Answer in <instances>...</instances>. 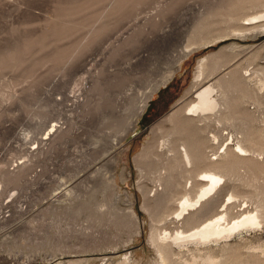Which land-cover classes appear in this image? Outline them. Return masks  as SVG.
Masks as SVG:
<instances>
[{
  "label": "rangeland",
  "instance_id": "374dc122",
  "mask_svg": "<svg viewBox=\"0 0 264 264\" xmlns=\"http://www.w3.org/2000/svg\"><path fill=\"white\" fill-rule=\"evenodd\" d=\"M259 14L264 0H0V262L161 264L153 234L189 233L217 215L235 220L255 213L264 154L246 145L248 154L239 152L235 126L209 123L195 139H211L212 159L227 148L238 151L255 172L247 164L240 176L223 178L183 218L173 214L178 201L158 205L155 192L174 155L162 143L180 148L184 142L177 123L166 118L193 87L199 64L218 58L220 77L237 69L250 87L257 85L264 33L247 36L244 20H235ZM202 42L207 47L180 61L163 86L182 49ZM158 86L135 134L116 147L112 167L107 155L129 132L139 95ZM241 109L257 114L252 104ZM149 146L162 156L139 158ZM195 214L201 216L190 221ZM171 250L178 264L194 258L204 264L209 256L223 264H264V223L219 243L172 244Z\"/></svg>",
  "mask_w": 264,
  "mask_h": 264
},
{
  "label": "bare ground",
  "instance_id": "6f19581e",
  "mask_svg": "<svg viewBox=\"0 0 264 264\" xmlns=\"http://www.w3.org/2000/svg\"><path fill=\"white\" fill-rule=\"evenodd\" d=\"M242 8L243 4L239 6V9ZM242 20H244V23L240 24L242 28L245 29L241 31L247 32V36L256 37L264 33V14L244 17L235 20V22H240ZM260 22H263V24L257 25ZM207 44L202 42L201 44H192L183 48L181 51L182 56L177 66L162 85L166 86L174 79L177 72L180 70V61L187 58L193 52L199 51L202 48L204 49L207 47ZM251 59H255L254 62H256L258 55L253 54ZM223 67L222 62L218 58L213 60L212 65H206L201 62L198 70H196L193 87L187 93L186 98L178 104V108L166 118L167 121L171 123H177L175 125V134L181 136L184 142L180 148H178L176 144L174 145L171 140H166L162 143V148L166 145L167 150L169 152H174V155L169 158V162L162 168L163 170L169 171L170 174L168 176L166 173L164 176L161 174L162 177H160L157 182L155 193H158V195L157 197L155 196V200L158 205L164 207H167L168 204L172 202L178 201V209L173 213L176 218H183L190 210L192 211L199 205H203L204 198L219 188L223 178L228 176H240L241 174L239 173L245 168V165H250L247 167L253 169V171L251 170L252 172H255L254 170H256L255 168L257 167H254V164L250 161L251 159L246 160L242 158L237 154L238 151L247 153V146L254 154H264V68L259 67L256 69L258 82L256 86L250 87L246 83V79L243 75L241 77L238 76L239 70L237 69L228 73L227 76L220 77L221 73L219 72L222 71ZM163 86L156 87L151 93H142L139 95L142 105L139 107L138 112L132 117V124L129 132L123 133L122 137L117 138L112 143V149L107 155L110 157L112 167L116 166L117 162L116 147L126 141L132 133L137 131L141 119L145 117V114L148 112L150 102L154 95L158 92L160 87ZM190 96H192L194 100L188 102ZM248 104L256 106L257 114L249 109H241ZM129 105L130 109L134 106L132 103ZM118 115L120 116V114ZM209 123H214L221 127H226L227 125L235 126L238 151L236 152L227 148L225 153L219 156V160L217 157L216 159H212L209 155L210 152H213L211 150L212 143L210 144L211 139L209 138L208 141L207 138H202V134L207 132ZM56 127L57 125L55 124L52 128L55 130ZM51 133L52 132H49L48 135H51ZM191 133H194V138H192L193 135ZM198 136L202 137L198 140L195 139ZM47 139L48 137H45V139L43 137L42 140ZM216 139L217 136H213L212 140ZM209 149L210 152H208ZM214 155H216V153L213 154V156ZM152 156L158 158L162 156L157 146H149L139 158L149 160ZM154 164L159 167L161 166V163L155 162ZM201 168L204 170H201ZM200 170L201 172H199ZM256 175L255 177L253 175V178H251L252 181H249L250 183L247 180L251 186H254V183L259 179V175ZM176 177L181 180H174ZM183 179L185 182H183ZM247 182L245 181V183ZM180 190L184 191V195L176 199L174 193ZM192 192H195L194 196H192ZM257 197H259L258 203L256 204L258 210H256L255 213L250 212L244 215L242 214L235 220H229L230 216L228 218V214L217 215L204 221L199 226L192 228L189 233L183 231L177 232L175 235H161V233L153 234V245L160 257L161 264H178L173 258V252L171 250L172 244L185 245L187 243H194L199 245L219 243L230 238L236 232L259 227L264 223V189H262ZM230 198H235V196L231 195ZM204 208L207 209L209 207L205 204ZM131 214L136 219L135 213L132 212ZM198 216H201V214L193 215L190 221L197 220ZM128 260L129 259H126L125 263H127ZM7 263L6 261L5 264ZM0 264L3 263L0 262ZM154 264L159 263L157 262ZM189 264H196L195 258L192 263ZM204 264H223V262H218L212 256H209L205 259Z\"/></svg>",
  "mask_w": 264,
  "mask_h": 264
},
{
  "label": "water",
  "instance_id": "95a60500",
  "mask_svg": "<svg viewBox=\"0 0 264 264\" xmlns=\"http://www.w3.org/2000/svg\"><path fill=\"white\" fill-rule=\"evenodd\" d=\"M175 107H176V105L173 107V109H174ZM132 134L134 135V134H135V132H134V133H132ZM133 135H132V136H133Z\"/></svg>",
  "mask_w": 264,
  "mask_h": 264
}]
</instances>
